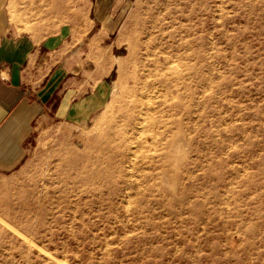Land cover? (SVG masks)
<instances>
[{"label": "rangeland", "instance_id": "1", "mask_svg": "<svg viewBox=\"0 0 264 264\" xmlns=\"http://www.w3.org/2000/svg\"><path fill=\"white\" fill-rule=\"evenodd\" d=\"M103 9L110 102L87 124L33 133L23 163L0 172V264H264V0ZM148 28L160 65L155 124L139 136L125 122L142 92L129 54ZM97 153L114 164H91Z\"/></svg>", "mask_w": 264, "mask_h": 264}, {"label": "crops", "instance_id": "2", "mask_svg": "<svg viewBox=\"0 0 264 264\" xmlns=\"http://www.w3.org/2000/svg\"><path fill=\"white\" fill-rule=\"evenodd\" d=\"M104 7L80 0L74 22L73 0H0V172L23 163L33 133L87 124L108 106L114 16L106 22Z\"/></svg>", "mask_w": 264, "mask_h": 264}, {"label": "bare ground", "instance_id": "3", "mask_svg": "<svg viewBox=\"0 0 264 264\" xmlns=\"http://www.w3.org/2000/svg\"><path fill=\"white\" fill-rule=\"evenodd\" d=\"M150 19V18H149ZM148 20V19H147ZM149 21V20H148ZM154 21V20H153ZM155 22H153L152 28L154 26ZM152 28L151 29H146V35L145 37L140 40L139 38H136L135 41L130 45V54L129 56L134 58L135 56H137L136 58L138 59V61L140 62V71L142 76L140 77H136L135 81L136 83H138L141 87L142 92L141 93H135L133 95L132 101L130 102V109L129 112L126 114V125L127 128L130 130L135 131V134L137 135H142L144 132L147 133L146 131L149 132L150 128L152 126H154L155 121H153L152 118L148 117V114H150L149 112V104L150 99L148 96V92L150 90V86L152 80L150 81V77L152 76V72H151V67H158L159 64V57L157 55V48H156V42L153 36V32H152ZM135 47L142 49V53L140 55H138L135 52ZM136 59V60H137ZM164 62L163 63V68L167 71L171 70L170 67V63L168 62L167 59H163ZM97 63V62H96ZM122 67V66H121ZM120 67V68H121ZM161 67V66H160ZM159 67V68H160ZM122 69V68H121ZM154 70V69H153ZM156 70V69H155ZM160 71V70H159ZM158 71V72H159ZM157 72V71H156ZM166 73V71H164ZM165 75V74H164ZM153 76H158V73H155ZM156 81V80H155ZM158 81V80H157ZM159 82V81H158ZM156 83V82H155ZM153 84V83H152ZM157 84V83H156ZM158 85V84H157ZM156 85V86H157ZM155 86V85H154ZM153 86V87H154ZM152 87V86H151ZM153 90V88H151ZM155 90V89H154ZM147 91V93H146ZM158 91V90H157ZM156 92V91H155ZM153 93V92H152ZM151 95V93H150ZM155 95V94H154ZM153 97V96H152ZM154 98V97H153ZM146 101V102H145ZM152 107V106H151ZM157 111V109H156ZM152 112V111H151ZM124 120V119H123ZM157 121V120H156ZM124 124V123H123ZM145 125H147V127H145ZM120 129V128H119ZM126 130V129H125ZM127 131V130H126ZM128 132V131H127ZM129 133V132H128ZM133 133V132H132ZM132 137V136H130ZM118 138V137H117ZM125 138V137H123ZM137 138V137H136ZM133 139V138H131ZM129 140V139H128ZM137 140V139H135ZM131 141V140H130ZM140 141V139H139ZM112 142V141H111ZM132 142V141H131ZM130 142V143H131ZM129 143V142H128ZM127 145V143H126ZM121 146V145H120ZM135 146V143H134ZM125 150V148H123ZM132 149V148H131ZM130 149V151H131ZM120 150V149H119ZM122 150V149H121ZM136 150V149H135ZM120 152V151H119ZM124 153V152H122ZM130 153V152H128ZM138 153V152H137ZM126 154V153H125ZM131 154V153H130ZM126 156V155H125ZM95 157V158H94ZM94 160H91L90 163L93 165H97L100 162H107L108 164H114V160L112 159V157L109 155H106L105 153H97V155H94ZM124 159V158H123ZM132 176V175H131ZM38 244V243H37ZM57 258V257H56ZM61 262V261H60ZM63 262V261H62Z\"/></svg>", "mask_w": 264, "mask_h": 264}]
</instances>
